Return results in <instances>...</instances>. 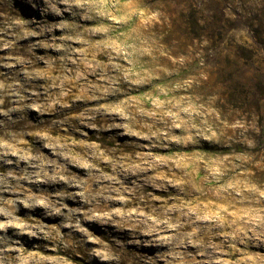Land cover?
<instances>
[{"label":"rangeland","instance_id":"obj_1","mask_svg":"<svg viewBox=\"0 0 264 264\" xmlns=\"http://www.w3.org/2000/svg\"><path fill=\"white\" fill-rule=\"evenodd\" d=\"M21 57L102 69L67 98L41 80L0 93V211L57 214L47 247L67 251L45 256L264 264V0H0V69ZM121 169L140 174L105 191Z\"/></svg>","mask_w":264,"mask_h":264},{"label":"bare ground","instance_id":"obj_2","mask_svg":"<svg viewBox=\"0 0 264 264\" xmlns=\"http://www.w3.org/2000/svg\"><path fill=\"white\" fill-rule=\"evenodd\" d=\"M17 62V60H13L14 65L12 64L8 69H3V71L0 69V93L8 92L12 86H15L16 82L24 85L41 80L45 82V85L48 82L51 83L53 85L52 87L57 90H62V88L66 89L68 92L64 94V96L67 98L75 93V90L79 85L97 83L101 80L102 69L99 67L95 69L82 68L78 74L77 80H75L72 78L73 69H64L55 64L43 67L39 69L37 73L33 74L31 72V60L21 57L19 63ZM20 64L24 65L23 69L26 70V75H19V71L22 70V68L19 67ZM31 74H33V76H29ZM98 75H100L99 78H97ZM3 76H6V78H3ZM18 93V91L14 92L13 95L18 96ZM16 100L18 99H15V101ZM6 103L7 98L4 100V105ZM25 123H27L26 118L22 117L15 123V125L17 127H22ZM1 130L2 128L0 127V133ZM101 137L106 142L110 143L112 141V138H106V136ZM114 163L115 158H109L106 166H104L102 170H110L111 165ZM34 165L35 162L33 161L29 167H33ZM98 173V169L95 167L91 168L89 170V180L96 183H102L104 181V176L95 175ZM139 174L140 173L137 170L133 171L127 169H121L117 175L110 174L106 180L107 183L104 185V190L106 191L107 189L113 188L116 184H121L123 186L130 185L133 183V178H137ZM85 182L88 183L87 180ZM71 195V193H68L66 198ZM133 202L134 200L127 199L126 204ZM92 204V198L90 200L86 197L83 200L81 209ZM21 206L27 208V210L18 211L16 213L13 212L12 214L0 211V264L3 260H7V264H64L63 262L58 261L59 258L57 260V258H51L44 255V253L59 255L67 251L65 248H62L60 244H58L55 249L47 247V245L53 242H60L59 240L61 237L58 236L52 228L47 226V222H41V219L55 218L57 217V214L53 211L38 210L33 207L34 205L32 204L21 203ZM141 206H146V203ZM68 219L73 220L72 215H70ZM102 219L103 216L97 215L93 220H90L91 225H89V230L87 231L89 236L96 237L95 234L99 233L98 224L101 223ZM90 246L97 247L98 243L94 240ZM112 250H115V248ZM107 251L109 252L107 256L111 257V249L109 248ZM120 251H124L123 246H120ZM28 252H30V254L27 257H24L23 255ZM120 260L122 261V259Z\"/></svg>","mask_w":264,"mask_h":264},{"label":"trees","instance_id":"obj_3","mask_svg":"<svg viewBox=\"0 0 264 264\" xmlns=\"http://www.w3.org/2000/svg\"><path fill=\"white\" fill-rule=\"evenodd\" d=\"M203 150H204V151H208V152H209V151H215V150H213V149H211V148H204Z\"/></svg>","mask_w":264,"mask_h":264}]
</instances>
